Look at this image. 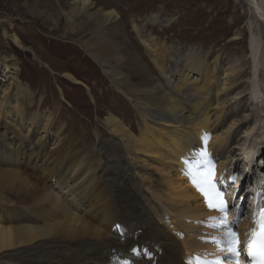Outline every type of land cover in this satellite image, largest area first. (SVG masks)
Segmentation results:
<instances>
[{
	"label": "bare ground",
	"instance_id": "6f19581e",
	"mask_svg": "<svg viewBox=\"0 0 264 264\" xmlns=\"http://www.w3.org/2000/svg\"><path fill=\"white\" fill-rule=\"evenodd\" d=\"M246 1L256 13L262 11L259 0ZM90 9L87 0H75L72 10L65 15L66 21H72L71 31L82 38L79 42L83 50L102 69L114 94L131 105L142 129L137 125L127 128L126 118L117 114L124 118L118 119L110 114V109H107L105 126L111 129L112 137L120 135L134 154L156 155L174 164L170 173L173 176L167 173L170 178L164 177L166 183H163L169 199H178L172 202L166 198L169 203H163L171 208L166 211L168 207L158 204L156 197L144 196L141 182L130 170L133 167L126 165L125 157L119 153L113 151L117 169L112 174L95 175L87 171L88 163L82 159L85 155L79 154L74 137H66L58 144L56 135L54 145L48 147L49 130L39 131L37 116L25 121V106L31 109L33 104L31 99L27 100L28 90L17 79L19 70L11 67L9 57L4 55L6 83L0 85V210H9L10 214H5L11 220L5 225V217H0V264H125V259H132L134 264H188L185 261L188 256L192 262L196 258L207 261L222 258L223 264H236L226 251L219 250L214 239L205 236L204 226L218 223L209 218H219L222 214L209 209L205 196L192 182L189 166L198 158L205 159L201 152H213L216 156L211 164L212 180L218 182L215 183L218 191L223 189L221 194L228 209L226 219L231 222L243 252L250 229L249 217L234 230L242 215L243 202L234 186L227 187V179L241 163L246 166L244 160L250 157L247 166L256 165L255 171L264 174V156H252L257 148L264 152V88L256 82L257 73L264 72V38L260 44L252 38V56L242 66L240 60L222 61L223 53L231 51L227 45L215 46L206 54L195 49L181 60L178 84L169 79L166 85L158 84L130 47L118 18L109 13L91 16ZM240 35V32L234 33L231 45L242 43ZM14 41L19 45L18 39ZM260 46L263 50L258 57ZM245 64H249V74L254 76L244 81ZM262 77L260 80L264 82ZM133 78H140L141 82L136 84ZM107 96L116 99L115 95ZM242 100L246 101L245 106ZM211 115L216 118L212 128L208 126ZM231 117L235 119L230 126L212 136L211 132ZM164 125L172 128L168 142L160 135L162 128L159 127ZM240 130L241 135L234 139ZM117 141L109 142L115 146ZM206 164L203 163L201 170L209 166ZM251 176L256 177L252 170L239 185ZM160 185L161 188L162 182ZM157 193L154 195L160 198ZM189 199L195 204L190 206ZM119 225L124 228L120 230ZM167 226L176 233L170 234ZM212 232L217 235L216 239L223 240L224 232ZM244 263L241 253L239 264Z\"/></svg>",
	"mask_w": 264,
	"mask_h": 264
},
{
	"label": "rangeland",
	"instance_id": "374dc122",
	"mask_svg": "<svg viewBox=\"0 0 264 264\" xmlns=\"http://www.w3.org/2000/svg\"><path fill=\"white\" fill-rule=\"evenodd\" d=\"M258 3L262 8L259 14L246 0H87V4L91 6V16L98 13H109L118 18L125 38L146 66V70L158 84L165 85L168 79L171 83L178 84V76L182 68L181 60L195 49L206 54L215 46L227 45L231 51L223 53L222 61L227 63L240 60V66L244 65L246 59L252 56L250 41L254 39L253 41L260 44L264 38V0H259ZM74 5L75 0H0V69L2 67L0 85L6 83L2 62V57L6 55L13 64L11 67L19 70L17 79L28 90L27 100L31 99L30 104H33L31 109L25 106L27 118L25 121L31 116H37L39 131L43 128L49 130L50 135L46 138L48 147L51 148L54 145L56 135L60 141L58 144H61L66 137H74L77 149L80 150L79 154L85 155L82 159L85 164L88 163L87 171H92L95 175L99 172L102 175L112 174L117 169L113 151L123 155L126 159L125 164L130 168L133 167L130 169L131 172L136 174V178L138 177V181L141 182L144 196H148V199L151 196L158 198L154 195L158 192L157 195L160 197L158 199L162 200L158 202L156 198L151 197V199L162 204L164 208L168 207L165 208L167 211L171 208L166 203H169V200L176 202L177 200L174 199H178L174 196L169 199L170 195L166 192L165 184V180L173 176L170 173L172 166L175 165H170V162L166 163L156 155L134 154L125 145L120 135L119 139L112 137L111 129L105 126V121L109 116L107 109L112 110L110 114L120 120L126 118L127 128L130 126L135 128L137 125L140 129L141 122L140 118L135 116L128 101L119 94H114L110 81L104 77L102 69L83 50L79 42L82 38L77 36L76 32L71 31L72 21H66L65 15L72 10ZM76 5L81 6L80 3ZM235 32L241 33L239 37L242 43L233 46L231 43ZM14 37L18 39L19 45L14 41ZM262 50L260 46L258 57ZM258 64L261 62L259 61ZM244 69L246 78L243 80L245 81L249 76L253 78L254 75L249 74V64H245ZM262 76L264 72L262 74L258 72L256 82L264 88V82L260 80ZM133 81L139 84L141 79L133 78ZM166 89L172 92V89L167 86ZM111 94L115 95V100L107 96ZM241 104L245 106L246 101L242 100ZM155 110L153 113H157ZM117 114L124 118H120ZM243 114L239 112V115ZM45 118L50 123L44 120ZM215 119V115L209 116L208 126L212 128L211 125ZM233 119L235 117L228 118L217 131L211 132L212 136L225 131ZM159 128H162L160 130L162 140L168 142L172 128L169 125ZM242 130L234 135V139L241 135ZM110 138L118 140L117 145L110 144ZM98 150L102 153L99 154ZM252 156H264V152H260V148H257ZM240 168H244L243 163L230 176H238L242 172ZM26 170L31 172L29 169ZM34 174L41 176L40 173L34 172ZM159 177H162V180ZM157 179L162 182L163 188H160L161 182ZM246 181L241 184H245ZM215 183L218 184L217 181ZM161 189H163V193L161 192L163 195L160 193ZM220 193H223L221 188ZM190 200L193 199L188 201L190 206L195 204L194 200ZM240 200L243 202L241 205L243 215L247 208V201L241 196ZM5 213L10 214V211L0 210V217H5L6 222L4 223L9 225L11 219ZM240 223L238 219L234 230L239 227ZM169 227L167 226L166 230L171 232L170 234H175V229H168ZM206 228L205 236L209 239L217 238L212 230L224 232L222 228L204 226V229Z\"/></svg>",
	"mask_w": 264,
	"mask_h": 264
},
{
	"label": "snow or ice",
	"instance_id": "6c2138e0",
	"mask_svg": "<svg viewBox=\"0 0 264 264\" xmlns=\"http://www.w3.org/2000/svg\"><path fill=\"white\" fill-rule=\"evenodd\" d=\"M200 155L205 158L204 162L209 166L201 170L200 163L190 164L189 175L192 178L193 184L205 196V202L209 209L216 210L222 214L219 218H209L210 220L218 221L216 224L208 225L209 227L222 228L224 230L223 240L214 238L213 242L220 246V251H226L227 255L236 264H239V257L241 256L242 250L237 234L231 229V222L226 219V212L228 210L226 202L223 200L222 194L216 189V185L212 180L214 173L210 160H207V153L201 152ZM254 224L257 227L250 234L247 244V254L253 258L254 264H264V211H261L258 220H254ZM133 251L135 252L136 250L134 249ZM188 264H192V261H189ZM195 264H223V259L217 258L213 261H207L196 258Z\"/></svg>",
	"mask_w": 264,
	"mask_h": 264
}]
</instances>
